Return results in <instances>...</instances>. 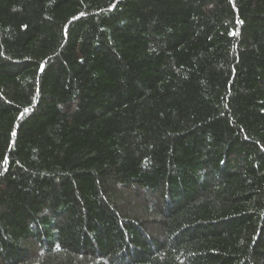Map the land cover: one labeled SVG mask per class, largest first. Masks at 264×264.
Here are the masks:
<instances>
[{"label":"trees","instance_id":"trees-1","mask_svg":"<svg viewBox=\"0 0 264 264\" xmlns=\"http://www.w3.org/2000/svg\"><path fill=\"white\" fill-rule=\"evenodd\" d=\"M0 264H264V0H0Z\"/></svg>","mask_w":264,"mask_h":264}]
</instances>
